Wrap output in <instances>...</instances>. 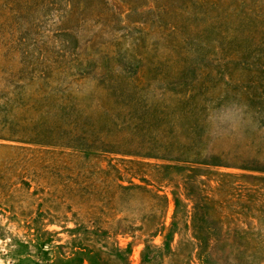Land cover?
<instances>
[{"label": "rangeland", "instance_id": "1", "mask_svg": "<svg viewBox=\"0 0 264 264\" xmlns=\"http://www.w3.org/2000/svg\"><path fill=\"white\" fill-rule=\"evenodd\" d=\"M0 264H264V0H0Z\"/></svg>", "mask_w": 264, "mask_h": 264}]
</instances>
